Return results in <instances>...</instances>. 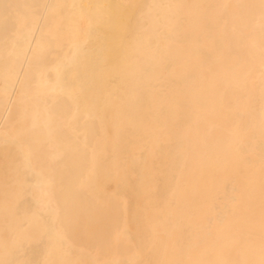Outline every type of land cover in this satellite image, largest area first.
<instances>
[{"label": "bare ground", "instance_id": "6f19581e", "mask_svg": "<svg viewBox=\"0 0 264 264\" xmlns=\"http://www.w3.org/2000/svg\"><path fill=\"white\" fill-rule=\"evenodd\" d=\"M229 1L0 0V264H264V0Z\"/></svg>", "mask_w": 264, "mask_h": 264}, {"label": "rangeland", "instance_id": "374dc122", "mask_svg": "<svg viewBox=\"0 0 264 264\" xmlns=\"http://www.w3.org/2000/svg\"><path fill=\"white\" fill-rule=\"evenodd\" d=\"M229 2H228V4L230 6V9L236 8V5L233 2V0L232 1L230 0ZM99 177H100L99 180H100L101 184L104 185V186H106L105 188H107V190L111 191V190H113L115 188V185H116V182H117L116 180H113V179L112 180H107L103 176L102 177L99 176ZM101 178H102V181H101Z\"/></svg>", "mask_w": 264, "mask_h": 264}]
</instances>
